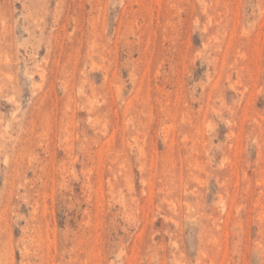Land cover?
<instances>
[{
  "label": "rangeland",
  "instance_id": "rangeland-1",
  "mask_svg": "<svg viewBox=\"0 0 264 264\" xmlns=\"http://www.w3.org/2000/svg\"><path fill=\"white\" fill-rule=\"evenodd\" d=\"M0 264H264V0H0Z\"/></svg>",
  "mask_w": 264,
  "mask_h": 264
}]
</instances>
